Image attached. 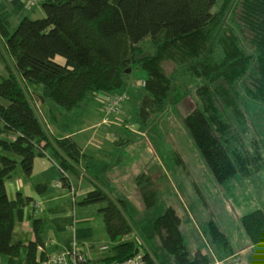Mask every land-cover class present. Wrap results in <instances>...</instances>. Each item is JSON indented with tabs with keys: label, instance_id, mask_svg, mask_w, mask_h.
I'll use <instances>...</instances> for the list:
<instances>
[{
	"label": "trees",
	"instance_id": "16d2710c",
	"mask_svg": "<svg viewBox=\"0 0 264 264\" xmlns=\"http://www.w3.org/2000/svg\"><path fill=\"white\" fill-rule=\"evenodd\" d=\"M41 3L40 19L24 17L14 29L0 19V61L7 74L0 82V99L6 104L0 103V124L15 135L10 139L0 134V257L19 258L23 253L25 264H39L52 256L44 252L38 220L32 222L33 241L11 244L14 223L22 221V208L29 200H10L7 180L18 168L29 176L35 158L52 156L58 161L61 185L71 190V181L79 179L78 167L83 161L82 150L73 139L48 135L22 83L46 88L49 101L62 111L80 112L91 96L119 94L125 72L139 68L145 73L144 94L135 117L145 125L173 100L176 77L201 80L195 89L198 107L183 118V124L214 180L223 184L237 176L250 178L262 170L261 145L255 141L253 151H249L241 140L246 128L241 102L264 108V0ZM234 11L240 37L219 32L226 13ZM146 39L153 54H143ZM167 65L174 66L170 74L165 72ZM164 178L160 169L150 168L135 179L144 209L160 201L166 191ZM42 190L36 188L38 193ZM78 205L99 206L106 237L117 243L105 263L141 253L145 264H159L152 253L123 240L132 232L123 201L92 184ZM239 223L252 246L264 243L262 211L241 216ZM180 227L181 220L172 208L153 223L160 247L173 264H211L203 250H189ZM206 231L222 259L238 258L214 223L210 222Z\"/></svg>",
	"mask_w": 264,
	"mask_h": 264
},
{
	"label": "rangeland",
	"instance_id": "374dc122",
	"mask_svg": "<svg viewBox=\"0 0 264 264\" xmlns=\"http://www.w3.org/2000/svg\"><path fill=\"white\" fill-rule=\"evenodd\" d=\"M41 2L43 0L30 4L28 0H24L27 6L37 8V11H41ZM234 15L235 11L226 13L219 32L225 30L229 31L228 36L232 33V35L240 37V31L235 27ZM149 41L146 39L142 43L143 54H153ZM165 70L170 74L175 69L173 65H167ZM144 79L145 73L139 68L130 70L124 76L123 87L119 94L124 95L126 99L121 104L118 114H126L128 118L133 117L135 120L129 119L123 122V126L129 127L131 130L129 139L142 143L144 147L139 148L136 144H132L129 150L134 151L133 154L137 153L136 159L142 165L146 158L154 159L161 166L165 173L163 175L166 188L163 187L166 191L160 187V192L164 191L160 201L155 207L146 210L135 186L133 190V187L130 188L129 182H127L124 198L127 204L126 215L130 221L132 232L123 240L133 242L139 250L152 253L159 264H173L172 258L160 247L153 228L154 220L161 216L167 208H172L181 220L180 229L191 252L196 247L202 248L210 257L211 264H264V243L252 246L239 223L241 216L254 210L264 213V167L250 178L242 179L237 176L223 184H218L205 166L183 124V118L198 107L195 89L201 85L202 81L176 77L174 98L167 104L166 110L162 114L155 115L148 124L141 125L133 113L139 98L144 94ZM26 85V83H22L26 95L32 101L36 115L51 137L53 136L49 127H78L83 121L94 119L99 113L96 109L99 108L101 111L99 96H91L86 100L85 107L80 112H65L54 104V108L50 112H43L45 108L42 110L39 101L36 100L38 98L35 95L32 97L33 94L27 90ZM241 103V109L246 116V128L241 132L242 143L246 149L253 151L252 145L257 141L261 145L259 148L264 158V108L259 104L244 100ZM101 113L103 114L102 111ZM51 116L54 121H49ZM105 117L108 119L110 116ZM107 119L102 120L100 126L107 125ZM112 121L115 126H121V121L118 118L117 121ZM132 127H137L136 134ZM179 162L181 165H178ZM150 167L152 166L147 167L148 170ZM147 171L146 169L143 172L140 171L133 182ZM160 171L162 172V170ZM103 182L110 190L109 192L116 191L115 194L120 192L115 190L107 180L104 179ZM111 196L113 197V195ZM210 222L224 233L229 245L234 249L235 256H238L236 260L233 257L222 259L218 255L206 231V226ZM101 223L98 218L92 222V228H96L94 235L85 242V248L91 250L87 256L95 262H104V259L113 255L111 250L117 244L110 243L104 236L101 237L100 231L103 227ZM97 231L99 232L97 233Z\"/></svg>",
	"mask_w": 264,
	"mask_h": 264
},
{
	"label": "crops",
	"instance_id": "0c3cea01",
	"mask_svg": "<svg viewBox=\"0 0 264 264\" xmlns=\"http://www.w3.org/2000/svg\"><path fill=\"white\" fill-rule=\"evenodd\" d=\"M36 9L27 6L24 0H0V19L8 22L14 29L24 17L30 18L31 16L30 19L33 20L36 19L35 17H38L37 19L42 18V10L37 11ZM6 75L4 65L0 61V82ZM26 84L27 90L38 98L42 110L45 108L43 112H50L54 105L48 99L47 89L41 85ZM0 103L6 105L1 99ZM96 111L99 113L94 119H87L78 127H49L53 137H69L82 150L83 161L78 167L80 177L71 181V190L65 189L61 185L62 175L58 168V161L52 156L35 158L29 176L24 175L18 168L7 180L6 191L10 200H16L18 197L22 200H29L22 208V221L17 220L14 223L11 234L12 245H27L33 241L32 222L38 220L42 225L41 237L46 255H57L67 250L73 240L76 241L79 249L88 255L91 250L85 248V242L94 235L96 229L92 228V222L98 218L101 223L102 215L99 213L100 208L97 205L81 206L78 204L91 191L92 184H97L110 195H113L114 198L123 201L127 208L124 198L127 182H129L130 188L133 187L134 190L133 180L135 176L140 171L143 172L145 169L147 171L149 165L152 166L150 168H158L162 170L161 173L165 174L154 159L145 158L142 165L136 159L137 153L133 154L134 151L129 150L132 144H136L139 148L144 147L142 143L129 139L131 130L129 127L123 126V122L133 119V117L128 118L126 114L120 113L107 119L104 114H100L99 108ZM135 111L133 115H135ZM117 118L121 121L120 127L115 126L114 121H112H117ZM104 119H107V125L100 126L102 120L105 121ZM50 120L54 121L53 116L49 118ZM132 130L136 134L138 129L132 127ZM0 134L10 139L15 137V135L4 131L1 124ZM104 179L120 192L118 194H115L116 191L109 192L110 190L103 182ZM39 186L43 190L38 193L36 188ZM101 225L103 226V222ZM100 232L101 237L107 238L104 226ZM196 249L203 250L200 247H196ZM0 264H25L24 254L22 253L19 258L2 256L0 257Z\"/></svg>",
	"mask_w": 264,
	"mask_h": 264
},
{
	"label": "built area",
	"instance_id": "2783aa9c",
	"mask_svg": "<svg viewBox=\"0 0 264 264\" xmlns=\"http://www.w3.org/2000/svg\"><path fill=\"white\" fill-rule=\"evenodd\" d=\"M30 4L37 3L38 0H28ZM124 95L110 94L100 97L99 106L105 116H112L118 114L121 104L125 101ZM42 252V248H38ZM39 264H145L141 253L121 261L105 263L101 261H92L86 254H84L78 247V244L73 240L69 248L57 255L46 256Z\"/></svg>",
	"mask_w": 264,
	"mask_h": 264
},
{
	"label": "water",
	"instance_id": "95a60500",
	"mask_svg": "<svg viewBox=\"0 0 264 264\" xmlns=\"http://www.w3.org/2000/svg\"><path fill=\"white\" fill-rule=\"evenodd\" d=\"M130 72V70L128 69L125 73L127 74V73H129Z\"/></svg>",
	"mask_w": 264,
	"mask_h": 264
}]
</instances>
